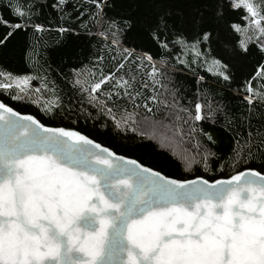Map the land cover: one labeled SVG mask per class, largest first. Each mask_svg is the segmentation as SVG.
Segmentation results:
<instances>
[{
  "label": "snow or ice",
  "instance_id": "snow-or-ice-1",
  "mask_svg": "<svg viewBox=\"0 0 264 264\" xmlns=\"http://www.w3.org/2000/svg\"><path fill=\"white\" fill-rule=\"evenodd\" d=\"M70 3L75 20L68 11ZM44 6L58 14L59 33L73 30L64 26L68 20L79 21L91 34L80 17L99 20L108 5L106 0H52ZM207 6L203 0H191L182 9L158 4L155 17L148 18L143 42L162 53L175 52L179 46L177 64L194 71L192 65L207 59L199 48L211 43L213 25L222 23L242 37L251 28L264 55V0H212L211 14L203 11ZM0 7L11 17L0 14V27L5 29L0 45L17 31H44L33 19L38 15L33 0H0ZM238 9L248 22L243 30L228 19L230 11ZM123 25L132 26L129 20ZM122 30L113 20L98 33L109 55L117 53L112 68L105 72L99 67L105 60L101 55L99 74L92 72L82 81L83 73H72L73 86L87 94L88 103L116 128L129 123L134 131L168 128L177 143L187 138L198 155L203 149L205 171L214 153L199 138L218 145L225 134L234 143L233 167L251 160L255 148L264 168V123H252L254 117H264V64L255 70V77L235 89L247 115L231 113L210 90L197 88L188 98L173 84L164 98L155 88L163 75L157 62L146 52L136 55L123 48ZM251 42L252 35L247 41L242 38L240 50L247 53ZM189 52L191 60L180 58ZM224 55L231 58L234 52L225 45ZM160 63H166L163 55ZM212 64L219 81L234 79L227 63L214 59ZM0 77L13 74L0 71ZM203 79L199 76L198 82ZM15 81L27 84L28 77H14L0 83V89L7 93ZM44 90L55 93L54 85L45 84ZM59 100L54 95V101ZM44 108L51 111L62 105L54 102ZM154 108L164 110L163 119L141 116V110L152 113ZM205 123L213 130L206 131ZM0 264H264V174L246 167L227 180L173 179L116 155L79 131L45 127L0 102Z\"/></svg>",
  "mask_w": 264,
  "mask_h": 264
},
{
  "label": "trees",
  "instance_id": "trees-1",
  "mask_svg": "<svg viewBox=\"0 0 264 264\" xmlns=\"http://www.w3.org/2000/svg\"><path fill=\"white\" fill-rule=\"evenodd\" d=\"M33 2L37 5L38 13L33 19L44 26V31L34 33L31 28L17 31L3 45H0V71L11 72L13 77L32 76L35 85L46 84L48 88L54 85L55 93L49 92V94L52 99L54 95L60 97L59 101L54 102L60 103L62 109L42 110L41 107L30 102L13 100L11 94L8 91L5 93L3 89H0L1 102L21 114L35 117L47 127H63L79 131L115 154L135 159L138 163L160 171L173 179H194L202 176L212 182L227 179L235 172L245 170L246 167L264 174V168L261 167V152L255 148L251 160L246 164L242 162L233 167V160L230 157L233 154L234 143L228 134H225L218 145L210 144L200 137L201 142L214 153L208 157L209 170H204L203 149H201L197 156L199 163L191 171H186L181 160L155 139L143 136L127 126L116 128L102 111L88 103L87 94L81 92L78 86L74 87L71 82L74 78L73 72L83 73L80 76L82 81L88 80L92 72L99 74L97 65L101 55L105 56V60L99 64V67H102L105 72L113 67L112 57L117 53L113 51L109 55V50L104 47V37L99 36L98 33L115 20L123 29L119 37L123 48L133 50L136 55L146 52L157 62V67L163 73L159 77L160 83L155 85L159 93L162 91V86L171 89L173 84L179 87L181 95L188 98L193 96L197 88L201 91L210 90L216 93L214 99L223 102L231 113L247 115L246 105L241 103L242 98L237 95L235 89L238 85H242L246 78L255 77V70L264 64V55L259 48L260 41L252 39V42L248 44L247 53H244L239 48V42L242 39L240 34L231 32L222 23L213 25L211 43L199 48L202 57L207 59L192 65L194 71H189L176 62L179 46L175 52L162 53L159 47L146 45L142 37L146 33L148 18L155 17L158 4H172L176 9H182L191 0H106L108 6L103 9L104 15L99 20L89 19L87 16L80 17L91 34L80 26L79 21L73 23L68 20L63 24L65 27H72L73 30L59 33L56 30L61 25L58 14L50 7L44 6L51 4L52 0H33ZM203 2L208 5L203 7V11L208 14L213 13L212 0H203ZM72 3H75V0H72ZM68 11L73 12L71 3ZM0 14L11 19L8 10L3 7H0ZM244 16L245 12L242 9L231 10L228 19L230 22L240 23L243 29V25L248 23L243 19ZM75 19L73 12L72 20ZM125 20L131 22V28L124 27ZM4 34L5 29L0 27V38H3ZM108 43H111L110 39ZM225 45L234 52L231 58L224 55ZM162 55L166 60L163 64L160 63ZM180 58L191 60L192 53L180 54ZM214 59L229 65L231 75L234 77L230 83L219 81L213 75L216 70L212 64ZM125 71H129L128 66ZM131 71L135 74L134 65L131 66ZM199 76H203L204 79L198 82ZM39 77H46V79L41 80ZM149 84L151 85V81ZM181 103L185 102L181 101ZM256 111L260 109L257 108ZM141 116H147L150 120L159 116L158 120H161L164 110L161 108L157 111L154 108L152 113L141 110ZM220 122L222 123V120ZM164 123L167 124L168 121L165 120ZM252 123L259 126L264 123V117H254ZM203 127L206 131H212L214 126L205 123Z\"/></svg>",
  "mask_w": 264,
  "mask_h": 264
},
{
  "label": "rangeland",
  "instance_id": "rangeland-1",
  "mask_svg": "<svg viewBox=\"0 0 264 264\" xmlns=\"http://www.w3.org/2000/svg\"><path fill=\"white\" fill-rule=\"evenodd\" d=\"M243 30V29H242ZM252 35L253 40H257L255 35L251 32V28L244 30L243 39L247 41L248 36ZM20 77H28V83L25 84L21 81H15L13 83V87L8 89L7 91L11 94V96H16L17 99L15 100H21L25 102H30L38 107H41L43 110H47L44 108L45 104H48L51 106L52 103H54V99L51 98L49 92L44 90V85H35V83L32 80V76H20ZM12 78H4L0 77V83L9 82V80ZM15 83H20V87L17 88L15 86ZM41 89L40 92H36L35 89ZM168 88L167 86H162L161 94L165 98H168V92L166 91ZM4 90V89H3ZM159 119V116L157 118L152 119L153 121H156ZM124 127H130L133 129V125L129 123L128 125H121ZM139 134L150 137L155 139L162 147L170 149L171 152H173L182 162L184 169L186 171H191L195 165L199 163V158H197L198 154L196 152V149L192 147V144L187 143V139H185V142L181 145L177 143V139L172 138V132L168 128H148L145 127L143 129L135 130ZM186 149H189V151H185ZM191 165V167H189Z\"/></svg>",
  "mask_w": 264,
  "mask_h": 264
},
{
  "label": "water",
  "instance_id": "water-1",
  "mask_svg": "<svg viewBox=\"0 0 264 264\" xmlns=\"http://www.w3.org/2000/svg\"><path fill=\"white\" fill-rule=\"evenodd\" d=\"M1 102V101H0ZM15 111V110H14ZM21 114V113H20ZM22 116L23 115H28V114H21ZM35 118V117H34ZM36 119V118H35ZM45 127H47V126H45ZM97 143V142H96ZM102 146V145H101ZM102 147H104V146H102ZM110 150V149H109ZM111 151V150H110ZM113 152V151H112ZM117 155V154H116ZM120 156V155H119ZM126 159H130V158H127V157H125ZM195 179V178H194ZM227 179H229V178H227ZM227 179H220V180H227Z\"/></svg>",
  "mask_w": 264,
  "mask_h": 264
}]
</instances>
